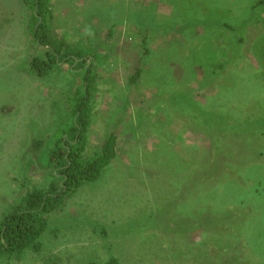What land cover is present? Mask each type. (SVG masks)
I'll use <instances>...</instances> for the list:
<instances>
[{
	"label": "rangeland",
	"instance_id": "1",
	"mask_svg": "<svg viewBox=\"0 0 264 264\" xmlns=\"http://www.w3.org/2000/svg\"><path fill=\"white\" fill-rule=\"evenodd\" d=\"M139 1L51 0L50 36L96 59L62 55L40 77L30 61L52 51L32 35L33 11L0 0V217L48 180L51 148L74 123L67 92L83 89L89 64L98 87L88 147L123 119L116 158L50 216L40 250L0 264H264V0H143L157 12L145 46L119 14ZM189 53L197 64L186 66ZM172 87L187 99L169 100Z\"/></svg>",
	"mask_w": 264,
	"mask_h": 264
},
{
	"label": "trees",
	"instance_id": "2",
	"mask_svg": "<svg viewBox=\"0 0 264 264\" xmlns=\"http://www.w3.org/2000/svg\"><path fill=\"white\" fill-rule=\"evenodd\" d=\"M26 2L34 13L33 22L38 24L32 31V35L41 46L49 47L52 51L51 54L46 53L47 60L37 56L32 58L30 68L33 72H36L40 77L48 75L53 69L54 64L59 63L62 59V55L65 58H86L89 54L94 58V54L91 53L92 51L82 46V42L77 43L76 47L71 49L69 45L66 46L63 40L50 36L54 32L53 29L56 25V18L50 12L52 6L51 0H33L31 2L26 0ZM151 4L150 2L144 4L143 0H140L139 5L141 6H129L128 8L129 4L127 3L126 6L123 3L121 5V13H119L122 16V20L136 29L137 34L145 36L143 39L144 46L146 37L149 35V29L157 26V23L153 21L157 16L156 8L153 6L149 7ZM82 11L85 12L84 10ZM161 24L164 30L172 28V26H167L164 23ZM219 25L233 28L226 21L219 23ZM184 27L188 29L190 26L186 23ZM187 31L185 29L182 30V32H185L186 39ZM55 35L58 36L56 33ZM145 50V52H150L149 48ZM196 54V52L192 53V55ZM189 55L191 60L186 63V66H193V63L197 64L198 57L195 58L190 53ZM203 63L201 60V64ZM94 66L93 64H89L87 67L85 64L83 65L87 69L83 78L85 82L83 89H75L72 93L67 92L70 94L66 97L67 106L71 109L74 123L63 136L55 140L51 148V155L47 164L48 168H46V174L49 176L48 180L36 184L32 190L26 191L0 217V263L21 261L27 251L38 252L41 247L40 239L48 229L50 216L57 213L65 205L66 200L82 187L90 186L97 182L104 170L116 158L117 146L120 139L116 131L123 121L122 115L110 122L108 129L106 128V136L102 143L92 148L88 147V138L93 124V116L95 115V92L98 87L95 81ZM173 68V66L168 65L164 71L165 74L171 76ZM142 74L141 67L136 68L135 73L129 79L128 85L135 86L139 84ZM168 91L169 100L172 98L177 100V94L187 99V94L179 87H172ZM189 106L192 107V104H189ZM123 107L125 109L126 105ZM34 144L35 148H40L43 140H35ZM36 172L37 170L32 171L33 174ZM106 226H102L103 230H106ZM258 234H263V232L259 233L255 229V232L251 236L252 239L257 237ZM210 247L215 250L217 249L214 245H208L206 250L210 251ZM209 251L206 252V260L209 259ZM86 264L121 263L116 257H109L102 263L92 259Z\"/></svg>",
	"mask_w": 264,
	"mask_h": 264
}]
</instances>
